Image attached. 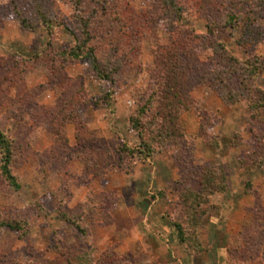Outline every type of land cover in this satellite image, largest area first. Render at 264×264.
I'll return each instance as SVG.
<instances>
[{"label": "rangeland", "instance_id": "1", "mask_svg": "<svg viewBox=\"0 0 264 264\" xmlns=\"http://www.w3.org/2000/svg\"><path fill=\"white\" fill-rule=\"evenodd\" d=\"M123 1L130 5V10L141 20V33L144 36L134 35L132 29H128L129 25H124V29L118 28L114 20L106 24L103 36L102 32H92L97 55L105 60L111 56V44L103 39L104 33L106 35L109 32V39L113 36L117 40L122 39L125 33L128 34L126 44L121 40L119 43H124L130 60L113 85L96 80L88 62L72 61L68 56L67 50L75 47L82 36L77 19L79 11L82 15V0H0V129L15 141L17 156L13 171L22 185L20 191L12 192L0 175V219L19 217L32 222L29 235L25 238L0 227V264H82V232L74 224L67 223L62 214L75 217L76 223L83 228L82 222L88 223L89 219H93L94 212L87 213L85 204L80 200L82 185L86 184L90 192L96 194L97 187L104 185L109 177L106 176L100 182L94 177L82 175V162L76 157L78 152L82 153V148L77 147V132L82 136L84 125L102 139L94 150L106 151L101 152V155L108 156L107 161L116 166L110 171L132 172L142 159H135L125 165L128 170L124 171L119 166L117 150L125 143L123 135H128L126 141L131 143L130 147L139 145L136 146L134 139L129 138L133 130H127V118L135 113L139 104L153 90L154 82L150 74L154 65V49L158 45H170L174 39L177 43H205L196 37L207 33L211 17H206L207 13L212 12L214 16L227 9L245 13L254 0H213L215 8L206 7L204 10L193 9L186 0H179L184 7L185 24L172 35L158 17L159 0ZM77 3L79 10L76 8ZM108 7V14L115 16V8L112 5ZM17 11L22 17H19ZM104 11L98 6L95 13L101 16ZM41 15L49 22H44ZM23 17L28 23L27 27L21 24ZM260 25L264 27V20ZM240 37L239 31L229 27H220L216 32L218 41L225 43L232 54L246 60L244 49L237 44ZM129 38L131 40L128 42ZM117 40L113 43H118ZM199 51H202L200 56L203 63L208 65L211 52ZM258 54L264 60V35ZM237 82L231 85L233 89H239ZM256 85L264 89V70L258 75ZM106 95H111L109 100H103ZM216 95L208 85L196 88L192 96L198 109L186 112L187 117L190 113L193 117L187 120L181 118V121L186 139L195 141V151L192 153L195 156L197 137L193 135L196 132L190 134L187 131L194 130L199 118L198 155L206 156L198 158L200 166L194 163V167L219 166L215 157L221 152L222 157H227L226 166L232 171L234 168H243L245 171L241 173V186L244 189L240 191L243 190L245 194L256 191L255 206L252 210L244 211L245 224H242V228L241 225H233L234 229L241 228L242 234L238 235V230H233L238 240L229 243L224 241V247L229 244L232 247H228L230 256L227 262L232 264L233 255L245 249L254 217L264 221V125H251L249 119L252 110L248 103L227 106L222 101V104L219 103L214 98ZM98 102L99 105L102 103V107L97 106ZM58 112L76 119L67 123L63 132L68 136L70 148L63 147L56 136L55 126L49 122ZM102 115L112 121H108L111 126L105 130L107 135L103 137L91 126ZM203 122L206 126L209 124V127H202ZM256 138H262V141L257 142ZM173 149L165 150L150 160L160 155L170 156ZM208 154L210 162L202 164V159ZM172 155L174 157L175 154ZM193 166H189L191 171H194ZM102 197L109 196L100 194ZM85 231L89 229L85 228ZM220 236L224 238L223 234ZM260 249L264 253V247ZM89 258L90 264L97 261V264H110L107 260H111L94 255ZM220 258L218 254V263L223 264ZM222 259L224 261V257Z\"/></svg>", "mask_w": 264, "mask_h": 264}, {"label": "trees", "instance_id": "2", "mask_svg": "<svg viewBox=\"0 0 264 264\" xmlns=\"http://www.w3.org/2000/svg\"><path fill=\"white\" fill-rule=\"evenodd\" d=\"M186 3L193 9L215 8V5H212L215 3L213 0H186ZM78 4L77 10H79ZM108 5L115 8V16L108 14ZM98 6L105 9L101 16L95 13ZM159 10L158 17L171 35L181 30L180 27L185 24V13L179 0H159ZM233 10L227 9L214 16L212 12L207 13L206 17L211 16L207 24V33L196 37L205 43H177L174 39L170 45H158L154 49V65L150 74L154 82L153 90L129 118V127L136 133L140 144L134 148L124 143L117 150L119 166L125 169V165L134 162L135 159L141 158L142 162H146L165 150L178 149V153L174 156L178 159L182 158L183 163H181L184 169L189 170L190 173L193 172L200 184V191H194L191 187L184 185L179 199L180 217L175 222L180 242L187 244L192 253H198L203 249L198 238V230L209 211L211 212L214 208L210 201L211 197L227 190L226 173L222 166L205 168L193 166L194 154L192 153L195 151L193 149L195 141L186 139V131L181 121L186 112L198 109L192 96L193 91L198 87L208 85L227 106L246 102L252 110L249 119L251 125L257 127L264 125V89L256 85L258 75L264 70V60L258 54V48L264 35V27L260 25V22L264 20V0H254L245 13H236ZM17 13L19 17H22L20 12L17 11ZM79 14L77 19L82 36L75 47L67 50L69 51L68 56L72 61L88 62L92 76L96 80L110 82L114 85L122 68L130 60L129 52L123 45L126 44L128 34L125 33L122 39L117 40V37L113 36L109 39V32L106 35L104 33L103 39L111 44V56L105 60L97 55L92 32L95 30L97 34L102 32L103 36L106 24L114 20L118 28L124 29V25H129L128 29H132L134 35L143 37L141 20L135 12L130 10V5L123 0H82V15L81 11ZM41 16L44 22H49L44 15ZM21 24L24 27L28 26L24 17ZM220 27H229L241 33L237 44L244 49L247 55L246 60H241L232 54L225 43L217 40L216 32ZM115 40L118 43H113ZM119 40L124 43H119ZM130 40L131 38L128 42ZM199 49L211 52L207 60L208 65L203 63L200 56L202 51L200 52ZM235 81H238L237 87L240 85L238 90L231 87ZM110 96L106 95L103 100H109ZM97 106L102 107V103L100 102L99 105L98 102ZM62 114L58 112L49 122L55 126L56 136L63 147L68 148V136H65L63 132L67 123L74 122L76 119ZM201 125L204 128L209 127V124L206 126L205 122ZM76 138L77 147L82 148V153L78 152L76 157L84 165L83 175L88 178L94 177L95 180L101 182L107 173L116 167L107 161L108 156L101 155V152H106L104 149L94 150L98 141L102 139L97 137L95 132H90L84 125H82V136L78 131ZM259 140L262 141V138ZM259 140L257 142H260ZM180 142L183 143L180 144ZM16 156L15 141L10 139L3 129H0V175L12 192H18L22 188L13 171ZM188 165L193 166L194 171H191ZM62 216L67 223L74 224L80 232L86 234L85 229L76 223L75 217H70L65 213ZM253 220L245 249L239 251L238 255H233V264L250 261H260L264 264V253L260 249L264 247V221L260 217H254ZM0 227L14 231L20 237L25 238L29 235L32 222L27 218L9 219L7 217L0 219Z\"/></svg>", "mask_w": 264, "mask_h": 264}, {"label": "crops", "instance_id": "3", "mask_svg": "<svg viewBox=\"0 0 264 264\" xmlns=\"http://www.w3.org/2000/svg\"><path fill=\"white\" fill-rule=\"evenodd\" d=\"M214 98L221 103L217 95ZM205 104L209 103L205 102ZM188 113L182 117L183 120L193 117L191 113L187 117ZM127 120V130H129V116ZM108 121L109 118L107 120L102 115V118L93 121L91 126L103 137L107 135L104 133L105 130L111 126ZM193 131L196 132L193 136L197 137L194 163L200 166L198 158L206 154L198 155L199 118L194 130L187 132L192 134ZM123 138L130 146L131 143L126 141L128 135H123ZM129 138L134 139L136 146L140 144L139 138L133 131ZM171 151L173 154L178 153V149ZM172 153L171 157L160 155L156 159L141 162L130 173L121 170L110 171L107 175L108 180H105L104 185H98L100 188L97 187L96 194H92L86 184L82 185L80 200L85 204L87 213L94 212L93 219H89L88 223L82 222L84 223L82 227L89 229L86 234L82 233V264H90L89 257L92 255L111 259L107 260L110 264H219L218 254L221 256L219 260L227 264L230 256L228 247H232L230 244L224 247V241L234 242L238 240V235L242 234V224L246 220L244 211L252 210L255 206L256 191L250 192L251 194L240 191L241 188L244 189L241 186V173L244 169L234 168L232 171L226 166L227 157H222L221 152L219 156L216 155L215 159L218 160L219 165L223 164L222 168L227 176V190L211 197L210 201L214 208L204 218L198 230V238L203 249L198 253H192L187 244L180 242L175 222L180 217L179 199L184 185L194 191H200V184L193 172L184 169L182 158L173 157ZM210 159L208 154L201 163H208ZM175 164L176 168L173 167ZM83 173L82 164V175ZM100 194L109 197H102V200ZM221 211H224L223 214ZM234 223L241 225V228L234 229ZM233 230H238V235L233 234ZM221 234L224 235L223 239ZM97 263L99 261L94 264ZM238 264H261V262L250 261Z\"/></svg>", "mask_w": 264, "mask_h": 264}]
</instances>
